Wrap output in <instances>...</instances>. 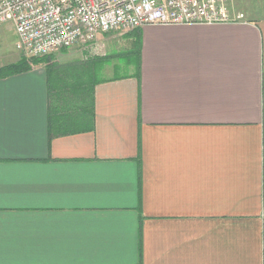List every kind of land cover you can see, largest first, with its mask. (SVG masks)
Instances as JSON below:
<instances>
[{"label": "crops", "instance_id": "0c3cea01", "mask_svg": "<svg viewBox=\"0 0 264 264\" xmlns=\"http://www.w3.org/2000/svg\"><path fill=\"white\" fill-rule=\"evenodd\" d=\"M229 7L0 77V264H264V11Z\"/></svg>", "mask_w": 264, "mask_h": 264}, {"label": "built area", "instance_id": "2783aa9c", "mask_svg": "<svg viewBox=\"0 0 264 264\" xmlns=\"http://www.w3.org/2000/svg\"><path fill=\"white\" fill-rule=\"evenodd\" d=\"M230 0H0V29L15 28L28 59L62 49L86 48L98 35L150 24L217 23L245 20Z\"/></svg>", "mask_w": 264, "mask_h": 264}, {"label": "rangeland", "instance_id": "374dc122", "mask_svg": "<svg viewBox=\"0 0 264 264\" xmlns=\"http://www.w3.org/2000/svg\"><path fill=\"white\" fill-rule=\"evenodd\" d=\"M235 6V9L246 11L247 9H260L264 11V0H230ZM14 27V26H13ZM131 32L133 30H123L116 32H108L98 35V42L96 52L98 55L113 54L114 52L125 53V57L130 46V36H134ZM0 66L13 62V60H19L24 56L23 52L16 47L15 38L16 34L11 24H6L0 29ZM68 52V51H67ZM78 55L82 56L86 54V51L77 52ZM69 55H73L74 52H68ZM54 55H61L60 51ZM34 59V58H33ZM119 68L116 69V73L124 74L129 71L126 65L125 58H120ZM106 74V73H105ZM102 74H98L101 76Z\"/></svg>", "mask_w": 264, "mask_h": 264}, {"label": "trees", "instance_id": "16d2710c", "mask_svg": "<svg viewBox=\"0 0 264 264\" xmlns=\"http://www.w3.org/2000/svg\"><path fill=\"white\" fill-rule=\"evenodd\" d=\"M140 35L139 34H135L134 35V41L135 42L130 49H128L126 57H125V53L122 54L123 57L127 58V61L129 60L130 63L132 62H136V66L139 69V45H140ZM41 58H34V59H28L27 57L23 56L21 57V59L16 62V63H12V64H8L5 66L0 67V77H4V76H8L17 72H22L25 70H29L31 68V63L32 62H37L40 61ZM66 119H62V121H59V118L57 116H55L52 119V130H54L55 132L57 131H63V127H65L67 125V123L65 122ZM63 124V127H61V125ZM78 124V123H76ZM75 125V124H74Z\"/></svg>", "mask_w": 264, "mask_h": 264}]
</instances>
